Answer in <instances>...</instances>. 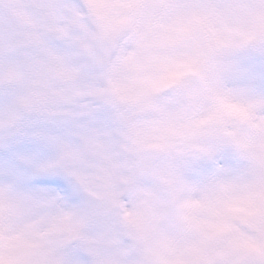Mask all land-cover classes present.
Returning <instances> with one entry per match:
<instances>
[{
  "label": "clouds",
  "instance_id": "obj_1",
  "mask_svg": "<svg viewBox=\"0 0 264 264\" xmlns=\"http://www.w3.org/2000/svg\"><path fill=\"white\" fill-rule=\"evenodd\" d=\"M0 264H264V0H0Z\"/></svg>",
  "mask_w": 264,
  "mask_h": 264
}]
</instances>
